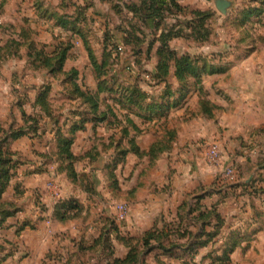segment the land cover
Segmentation results:
<instances>
[{"label":"rangeland","instance_id":"rangeland-1","mask_svg":"<svg viewBox=\"0 0 264 264\" xmlns=\"http://www.w3.org/2000/svg\"><path fill=\"white\" fill-rule=\"evenodd\" d=\"M148 1L0 0V139L11 130L24 132L7 141L11 179L0 196V264H108L110 252L122 258L128 251L120 238H139L152 228L162 234L163 248L156 242L137 264H239L238 255L232 259L234 249L264 236L261 192L232 191L239 172L235 164L224 163L218 146L229 124L240 130L242 144L245 139L254 144L238 150L247 156L239 170L247 178L250 158L264 156V147L257 148V141L264 140V0H225L224 13L216 0H164L163 18L154 14L157 3ZM167 32L171 35L163 36ZM67 43L63 70L75 69L79 88L92 94L101 81L105 90L98 94L99 109L116 114L79 130L71 126L95 115L91 104L65 75L32 64L35 50L52 55ZM169 51L190 56L195 73L178 80ZM158 60L169 64L163 78L154 76ZM217 76L220 80L211 84ZM46 84L47 112L35 104ZM134 88L146 93L141 106L158 109L139 111L138 105L126 103L122 96ZM204 103L212 106V116L206 118L208 132L199 143L208 137L205 163L214 173L210 183L203 186L199 180L181 197L173 183L180 181V192L186 187L191 114L202 115ZM254 122L261 124L247 130ZM202 125L198 121L195 126L202 131ZM130 137L144 154L133 153ZM66 140L72 142L71 160L60 154ZM158 148L164 149L156 156L145 155ZM79 200L77 217L56 218L62 202ZM196 203L203 210L215 209L202 226L206 233L193 220L198 212H188ZM218 220L222 223L216 227ZM238 220L244 224L243 241L236 239ZM105 231L106 246L92 247ZM207 239L190 253L192 240Z\"/></svg>","mask_w":264,"mask_h":264},{"label":"trees","instance_id":"trees-1","mask_svg":"<svg viewBox=\"0 0 264 264\" xmlns=\"http://www.w3.org/2000/svg\"><path fill=\"white\" fill-rule=\"evenodd\" d=\"M153 1H154V3H157L155 5V7L153 8L154 14H157V17H159V18H163L164 17V14L162 12L163 4H165L166 2L164 0H161L159 2H156V0H153ZM148 2H149L148 0H142V5H147V4H149ZM173 4L176 8L178 7V5H177V3H175V1L173 2ZM132 7H133V5H132ZM51 16H54V15L52 14ZM140 17H142V15H140ZM60 19H61V17H60ZM66 22L67 21H64V18H63V23H66ZM164 35L170 36L171 33L167 32V33H164L163 36ZM177 35H179V34H177ZM69 47H70V44L67 43L65 45V47H61L57 53H54L52 55L44 53L43 50H41V49L35 50V52L33 54V55H35V59H34L32 64H34L36 66V68H45V69L49 68L48 71L52 74L59 73V74L65 75L67 77V80L73 86L74 90L76 92H78V94L84 99V101L91 104V107H90L91 113L93 115L94 114L95 115L93 117H87V118L81 119L80 121L73 123V125L71 126L73 130H79V129H83L85 127V124L88 122H93L95 124L97 122L102 121L103 118H105L107 115L115 116L116 114L110 108L107 111L99 109V105H98V101H97V99L99 98L98 94H99V92L105 90V87L103 86L101 81H99V83H98L96 92H94L92 94L90 92L83 91L81 88H79V85L77 84V81H76L77 71L75 69H71L69 71L63 70V65H64V62L66 60L67 51L69 50ZM169 56L174 58L175 75H176L178 80L183 79V77L186 73H188V74H194L195 73L196 68L193 64L194 62L193 63L191 62L190 56L184 55L181 57H176L175 54H173L170 51H169ZM90 59L92 60V63H95V60L93 59L92 55H90ZM157 70H158V72L154 75V76H156V78L165 77V75L169 72L168 62L158 60ZM65 81H66V79H65ZM48 91H49V86L46 84L45 86H43L40 89V92L38 93V95L35 98V104L41 105V108L44 107V111L46 110L45 112H47L46 99H47V96L49 94ZM166 93L168 95H171L172 91L171 92L167 91ZM145 96H146V93H144L143 91H140L139 89L134 88L131 90V92L128 95H124V96H122V98L126 103L138 105L139 111L151 112L155 108L158 109L157 108V107H159L158 105L156 107H153V106L143 107V106H141V104H142L141 100ZM201 109H202V115L204 117L206 116L205 118L212 116V111H211L212 106L208 107L206 105V103H204V105H201ZM127 116L128 115H126V119H127L128 123H130V125L132 127L131 129L134 130L136 128V125L133 122V120ZM140 116L149 118L150 114L149 115H140ZM124 133H125V135H128L129 130L127 128H125ZM23 134H24V132L21 129H15V130L9 131L7 137L0 139V196L4 192V190L7 188L9 181L11 179V173H10L11 170H10V165H9L11 162V159L8 157L9 148H8L7 141L8 140H15V139L21 137ZM71 143H72L71 140H66V141H64L63 146L60 145V148H61L60 154L63 157V159L71 160L72 158H74L71 150L69 149ZM127 143L130 145L133 153L144 154L143 151H140L139 147L137 145H135L133 137H130L128 139ZM163 149L164 148H158L157 150L152 149L151 151L146 152L145 155L156 156ZM124 153H126V151H124ZM71 169H72L71 167L68 168V170H70V171H71ZM61 208H63V209L61 210V213H59V210ZM211 208H212V213H213L215 210V209H213V206H211L209 210L208 209L203 210L202 205L196 203V205L194 207H189L188 212H189V214L192 213L193 211L198 212V215L196 217H193V220L199 221L200 226L202 228V226L204 227L205 225H208L207 215L210 212ZM56 209H57L56 218L60 221H66V220L77 217L79 215V211H81V209H82V206L79 203L73 204V203H68V202L64 201V202H62L61 205L56 207ZM218 222L219 223H216V225H215L216 227H217V224L220 225L222 223V221H219V220H218ZM112 227L113 226H111L110 228H112ZM32 228H34L33 225H32ZM114 229H115V227H114ZM156 232H157V229L152 228V229H149V230L143 232V234L139 238H134V237H130L127 239L120 238V241L122 240L126 244L128 251L125 254V256L122 258L115 257L112 255L113 252H110V256H111L112 260L109 261L110 263H108V264H128L130 262H132L133 264H137L139 262L141 263V261H140L141 256H142L141 254L143 253L144 250H146V251L151 250L154 247V244L156 242H157L158 246L163 248V246H162L163 243L161 242V239L163 238V236L160 232H158V233H156ZM202 232H203V228H202ZM203 233H206V232L204 231ZM214 234H216V231ZM107 235H108V232L106 233V231H105V233H100L98 235V237L93 240L92 247L95 243L97 244L100 242H102L104 244V246H106L105 243H108L110 241V239ZM206 235L210 237L211 233L208 232ZM132 241H135V245H131ZM207 241H208V239L205 241H196V240L193 241L192 240V242L189 243L190 247H188V249L190 250V253L193 252L192 254H194V251H193L194 248L196 246H200V247L205 246ZM138 246L141 247L143 250L138 251L137 250ZM177 246H179V245L177 244ZM81 249H83V247H81ZM226 258L228 259L227 256H226ZM183 264H198V263H192V262L186 261Z\"/></svg>","mask_w":264,"mask_h":264},{"label":"crops","instance_id":"crops-1","mask_svg":"<svg viewBox=\"0 0 264 264\" xmlns=\"http://www.w3.org/2000/svg\"><path fill=\"white\" fill-rule=\"evenodd\" d=\"M231 76H233V75L230 73V79H231ZM219 80H220V76H217V77H213L209 81H211V84H212L213 81H219ZM211 84L209 83V88L212 87ZM223 119L225 120V118L220 119L221 122H224ZM249 120H250V122H253L251 119H249ZM198 121H200L203 125H205V126L202 125V127H203L202 131H199L197 129L198 126H195ZM231 122H232V120H231ZM190 123H192V130H190L191 142H190V145L188 148L189 153L187 154L188 159H190V162L187 165H189L188 167H190V168H189V171L185 175V179H183L184 182L186 180V187H185L186 189L183 188V191L180 192V188H181L180 187V181L175 180L173 183L174 188H175V185H177L176 192H178V194L180 193V196L181 195L184 196L186 191L188 192V191L192 190L193 188H195V184L197 182H199V180H201L203 186L210 183V180H211L210 179V177H211L210 173L211 172L214 173V170L211 169L209 166H207V164L205 163V151H206V144H208V142H207L208 137L206 140L202 139L204 143L206 142L204 145L199 143L200 137L204 138L207 135L208 119H206L203 115H198V114L195 115L194 114V116H193L191 114ZM259 124H261V123H259V122L258 123H255V122L254 123H248L246 128H247V130H248V128H251V127L256 128V126H259ZM239 133H240V130H238V127H235V126L229 124V128L226 132L227 136L225 135V139L221 140L222 142H218V146L221 148L220 151L222 153V160H224V163L235 164L236 172H239V174H237V179H235L231 183L233 186L232 191H234V192L236 190L241 191V189L243 191H245V190L250 191L251 189L255 190L258 188L257 190L260 191L261 195H262V199H261L262 202L260 201V199H256V200L260 201L259 205H261V204L264 205V156H261L259 159H257L255 156L253 158L251 157L250 160L252 161V164H253L252 165V171L250 173L251 175L249 178L244 176V173L242 171H239V170H240V167L243 166L242 164L244 163V159H246L247 156L243 157V155L238 150H240V147L243 145L252 147L251 146L252 143L248 142L247 139H245V143L242 144L241 141L238 139ZM257 142H258L257 148L262 149V147H264V140L262 142H261V140H258ZM252 145H254V144H252ZM259 161L262 162V164L258 165L257 162H259ZM177 172H179V171H177ZM247 183H249V185H247ZM223 193H226L229 195L228 190L224 191ZM80 194L82 197L85 196L84 193H80ZM156 195H158L161 198L160 193H158ZM183 196H181V197H183ZM78 202L82 206V200H79ZM157 207H158V205H157ZM62 224H65V222ZM235 225H236V227L234 228V229H236L235 233L238 234L237 235L238 238H236V239L239 241H243L242 236H243V231H244L243 230L244 224L242 221L238 220L237 224L235 223ZM247 227L248 226H246V228ZM231 231H232L231 228L228 231H226V233H225L226 239H227V236L229 235V233ZM232 253H233L232 259L234 257H237V255L239 256L236 259V261L239 262V264H261L260 261H258V260L261 258H262V260H264V236H263V234L260 233L258 235L257 239L252 240L251 245H243V243L240 246L238 245ZM248 258H250V259L253 258L255 261L253 263H248V261H247Z\"/></svg>","mask_w":264,"mask_h":264},{"label":"water","instance_id":"water-1","mask_svg":"<svg viewBox=\"0 0 264 264\" xmlns=\"http://www.w3.org/2000/svg\"><path fill=\"white\" fill-rule=\"evenodd\" d=\"M216 8L221 12H225L226 8L229 6V3L225 0H216Z\"/></svg>","mask_w":264,"mask_h":264}]
</instances>
